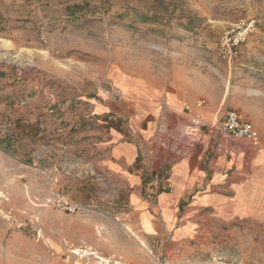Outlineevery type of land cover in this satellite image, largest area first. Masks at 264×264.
Wrapping results in <instances>:
<instances>
[{"label": "rangeland", "instance_id": "obj_1", "mask_svg": "<svg viewBox=\"0 0 264 264\" xmlns=\"http://www.w3.org/2000/svg\"><path fill=\"white\" fill-rule=\"evenodd\" d=\"M252 21L224 59L221 37ZM169 106L207 126L238 111L260 141L210 134L236 151L232 204L146 238L99 146L151 127L156 147ZM263 153L264 0H0V264H264Z\"/></svg>", "mask_w": 264, "mask_h": 264}, {"label": "crops", "instance_id": "obj_2", "mask_svg": "<svg viewBox=\"0 0 264 264\" xmlns=\"http://www.w3.org/2000/svg\"><path fill=\"white\" fill-rule=\"evenodd\" d=\"M168 108L161 113L157 111L156 147L148 143L151 127L134 131L127 140H119L112 134L105 144L99 146L106 170L122 183L137 226L146 238H157L158 232L163 229H176L177 223H185L177 232V236H184L194 222L191 216L196 214L197 208L232 204L226 202L227 197L221 191L229 188L225 186V181L235 180L224 176V168L230 163L228 154L236 151L224 141L216 142L215 139L213 142L208 129L195 127L188 133L194 137L189 140L193 142L189 153L177 156L170 149L173 158L169 154H161L162 135L159 130L162 129L164 135H169L182 146L183 143H190L183 142L182 124L202 118L196 110L178 112L170 106ZM219 143L228 148L229 153H219L216 149ZM261 156L260 166L264 172V153ZM232 187L233 191L242 194L239 184ZM258 190L257 185L251 188L254 195ZM191 196L194 197L188 205L189 209L184 207L181 212L180 205Z\"/></svg>", "mask_w": 264, "mask_h": 264}, {"label": "built area", "instance_id": "obj_3", "mask_svg": "<svg viewBox=\"0 0 264 264\" xmlns=\"http://www.w3.org/2000/svg\"><path fill=\"white\" fill-rule=\"evenodd\" d=\"M254 25L255 22L252 21L246 30L231 31L221 37L219 48L224 59L231 61L238 57V47L246 40L249 32L252 28H254ZM186 110L189 111L190 107L187 106ZM195 127H207L210 134H213L216 131L223 137L236 141H246L254 144H257L260 141V133L254 124L243 114L235 110L227 111L223 118L213 122L209 126L202 123L201 119L194 118L192 119L191 124L188 125V128L193 130ZM159 132L162 135L161 142L164 147L173 149L177 156H183L189 153L193 142L184 138L183 142L187 141L190 143H183V145L180 146L174 142L173 138L170 137L166 143V141H163L162 139L164 131L161 129ZM170 143L172 145H170ZM216 149L219 153H229L228 148L221 143L216 146Z\"/></svg>", "mask_w": 264, "mask_h": 264}, {"label": "bare ground", "instance_id": "obj_4", "mask_svg": "<svg viewBox=\"0 0 264 264\" xmlns=\"http://www.w3.org/2000/svg\"><path fill=\"white\" fill-rule=\"evenodd\" d=\"M218 119L215 118L213 122L217 121ZM74 253H80L81 251L80 250H76V251H73Z\"/></svg>", "mask_w": 264, "mask_h": 264}]
</instances>
